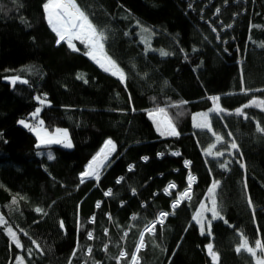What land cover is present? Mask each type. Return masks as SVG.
I'll return each mask as SVG.
<instances>
[{"label":"trees","instance_id":"16d2710c","mask_svg":"<svg viewBox=\"0 0 264 264\" xmlns=\"http://www.w3.org/2000/svg\"><path fill=\"white\" fill-rule=\"evenodd\" d=\"M45 3L0 0V215L7 222L0 225V264H19L21 256L25 264H117L121 252L127 255L119 264H132L134 254L138 264H212L208 243L218 264H255L235 249L243 238L251 246L264 242V132L258 130L264 111L248 107V119L229 113L253 97L264 99L262 92L241 91L264 89V0H76L106 30L104 51L124 70L125 81L89 60L83 44L79 51L57 44ZM14 76L28 83L6 81ZM211 96L227 111L210 112ZM37 108L47 130L69 131L71 150L38 147L33 132L20 125L36 122L30 117ZM156 108L166 110L178 136L157 131L148 115ZM205 112L219 142L212 131L194 127L193 117ZM108 139L115 151L99 169L100 180L81 183L80 173ZM233 140L238 149H230ZM216 151L225 155L217 158ZM223 161L227 169L219 167ZM189 172L196 179L193 194L173 212L170 204ZM213 180L219 181L224 220L201 235L192 217L202 203L209 207ZM170 183L176 192L160 194ZM109 189L113 195L105 199ZM161 211L170 213L167 221L155 235L145 234L137 254L140 232ZM204 215L211 219L210 212ZM8 227L23 249L33 250L31 257L12 242Z\"/></svg>","mask_w":264,"mask_h":264},{"label":"snow or ice","instance_id":"6c2138e0","mask_svg":"<svg viewBox=\"0 0 264 264\" xmlns=\"http://www.w3.org/2000/svg\"><path fill=\"white\" fill-rule=\"evenodd\" d=\"M44 12L46 14L47 23L51 27L52 31L56 34L58 37L57 44L60 42H66L67 46L72 49L73 51H79L78 48H76V45L74 41H79L81 44H83L88 51L85 53L86 55L90 56L93 60L96 61L100 65L101 68L104 69L106 72H111L113 76H118V78L121 81H125L126 75L124 73V70L119 67L117 62L113 60L110 56H108L104 51L105 42L107 40L106 30L102 28H98L97 25H95L92 22V19H90L89 15L81 9V7L76 3V0H46V3L43 5ZM219 9H217V12ZM143 32L149 33L148 29H142ZM215 31V29H213ZM150 34V33H149ZM261 47H264V45H261ZM161 56H167L169 53L164 50H160L159 53ZM78 79L84 80L85 83L87 81L85 80L83 74H79ZM10 79V82L12 85H15L17 81H20L21 83L27 84L28 80L21 79L20 76H14L7 78ZM241 91L248 95L250 92H262L264 93V89H247L243 88ZM36 99L41 103H46L45 99H42L40 96H37ZM212 103L213 107L210 109V112H214L217 115H220L221 113L226 112L227 110L220 107L217 102L220 100L219 96H211L209 98ZM256 106L261 108L262 111H264V99H259L256 97H253L249 103H246L242 105L241 107L235 109L234 114L243 117L244 119H248L249 117L245 113L244 109L248 107ZM40 109L37 108L35 112L32 113L33 119H37L39 116ZM149 117L153 119V122L156 125L157 131L160 132V134L163 135H170V136H178L179 133L177 132L175 126L173 125L172 121L167 117L166 110L164 108H156L148 113ZM209 112L200 113L198 116L200 117L199 120H197V117L194 116L193 120L195 121L194 127L202 130H209L212 131L211 128V122L209 119ZM19 123L23 125L25 128H28L30 131L34 132L38 139L39 144H63L66 148H72L73 145L71 143V140L68 136V132L66 129H55V135L49 133L46 129L43 128L44 121L42 119H39L38 122L33 125L30 123H27L25 120H20ZM258 130L260 132H264V128L259 127ZM212 135L216 137V140L219 142L221 140V137L217 136L214 131H212ZM229 135H231L229 133ZM39 146V145H38ZM230 149H238V145L233 140L232 143L229 145ZM216 148V144L213 143L210 146H208L206 154L208 156L213 155V149ZM115 151V144L111 139H108L104 147L101 149V151L93 157L92 161L87 165V168L80 173V182L83 183L85 178L94 179L95 181L100 180V172L99 169L103 167V164L108 160L109 153ZM173 155H179L178 152L172 153ZM163 153H159L158 156H163ZM215 157H223L225 155L224 151H216L214 153ZM48 158L52 159V154H48ZM143 160H147L148 157H142ZM185 166H188L190 164L189 161H185ZM219 167L227 169L228 167V161H223L220 163ZM132 170V166L129 167V171ZM124 178L121 177L117 180V183H120ZM195 180V177L191 175L189 172L187 176V186L184 188L182 192H179L177 194V197L173 199V201L170 204V208L174 210L186 199L190 196L191 189H192V182ZM219 185V181L213 180L210 188L208 189V195L211 200V206L208 207L205 204H201L200 208L202 211H198L192 219L195 221V223L199 226V232L201 235H205L206 232L208 235H211V227L212 222L215 220H224V217L221 214V211L218 209L217 200L215 196V190L217 189ZM246 186V184H245ZM177 186L174 183H170L167 188L164 189V192L168 195H171V189L176 188ZM105 196L111 197L113 195L112 190L109 189L105 193ZM132 194L135 195V189H132ZM13 203H16L15 198L13 199ZM248 203L251 205V198H248ZM100 205L97 204V207ZM35 211L37 213H40L43 211L41 208H36ZM205 212L211 213V219H208L206 215H204ZM170 213L168 211H161L158 214V218L153 220L150 224H146L143 231L140 232L138 243L136 246V253L138 254L140 249L145 247V234H151L155 235V227L156 224L159 223L161 226H163L164 220L168 217ZM109 219H111L109 215ZM132 219H136L135 216L132 217ZM91 222H95V217L91 218ZM7 222L4 220V217L0 215V225L6 224ZM227 223V221H225ZM61 227H63V222L61 221ZM7 234L11 238L12 242L16 245L17 248H20L27 252V255L31 257L33 255L32 249H23V245L20 243L19 237L17 235V232L13 230L12 227L7 228ZM26 235V233H25ZM105 235H107V230H105ZM126 236L127 233H124ZM242 235V234H241ZM87 236L89 239H93V233L91 231L87 232ZM35 243V241H33ZM254 246H251L249 244V241L247 238H243L242 242L239 244V246L236 247V252L239 253L242 249L246 251L248 254H250L251 257L255 258V264H264V242H262L260 239L254 240ZM36 248L39 250V245L36 244ZM105 251L107 250V245L104 246ZM207 249V255L211 258L212 264H218L219 261V254L218 252L214 251V246L212 243H208L206 246ZM42 252V250H40ZM91 248L87 249V253L91 254ZM259 251L260 255L257 256V252ZM75 255V252L73 253ZM125 252H121L119 257H116L117 264H119V260L126 257ZM19 264H25L23 256L19 257ZM95 264V262H94ZM132 264H138V256L133 255L132 257Z\"/></svg>","mask_w":264,"mask_h":264},{"label":"built area","instance_id":"2783aa9c","mask_svg":"<svg viewBox=\"0 0 264 264\" xmlns=\"http://www.w3.org/2000/svg\"><path fill=\"white\" fill-rule=\"evenodd\" d=\"M74 43H75V45L77 46V44H81L79 41H74ZM85 47V46H84ZM86 48V47H85ZM88 51V49L86 48V52ZM85 56L89 59V60H91L94 64H96L99 68H101L100 67V65L98 64V63H96V61L95 60H93L90 56H88V55H86L85 54ZM102 69V68H101ZM37 122H35V121H33V122H31L30 124H33V125H35ZM28 129V128H27ZM28 131L29 132H31L29 129H28ZM114 153V151H112V153H109V156H111L112 154ZM176 158H180L181 157V155L179 154V155H174ZM160 159H162L163 157L162 156H160L159 157ZM143 162L144 163H147L148 162V160H143ZM184 166H185V163H184ZM187 169H190V164L188 165V166H185ZM132 171V170H131ZM193 176V175H192ZM194 177V176H193ZM123 182V180L120 182V183H122ZM195 182H196V179L192 182V189H191V193H190V196L188 197V198H186L174 211H176V210H178L185 202H187V201H189L190 200V198H191V195L193 194V189H194V185H195ZM165 188H167V187H165ZM164 188V189H165ZM164 189L161 191V193H163L164 195H166V196H170V195H168L167 193H165L164 192ZM171 191V194H173V193H175L176 192V188H174V189H171L170 190ZM109 196H105V199L106 198H108ZM173 211V210H172ZM167 221V218L164 220V223ZM163 223V224H164ZM159 226H161L159 223H157L156 224V227H155V230H156V228L157 227H159Z\"/></svg>","mask_w":264,"mask_h":264},{"label":"rangeland","instance_id":"374dc122","mask_svg":"<svg viewBox=\"0 0 264 264\" xmlns=\"http://www.w3.org/2000/svg\"><path fill=\"white\" fill-rule=\"evenodd\" d=\"M6 81H8L9 83H11L10 82V79H7ZM20 81H17V83H19ZM21 83V82H20ZM39 116H40V112H39ZM38 116V117H39ZM32 120H36V122H38V120H39V118H37V119H33V117H32V115H31V117H30ZM27 123H30V120H25ZM43 128L44 129H46L45 127H44V125H43ZM47 130V129H46ZM49 133H51V134H53V135H55V130L54 131H49V130H47ZM67 132H68V136H69V138H70V135H69V131L67 130ZM33 134L35 135V137H36V139H37V145H39L38 147H52V146H60V147H63V148H65V149H69V148H66V147H64V145L63 144H44V145H40L39 144V139H38V137H37V135L33 132ZM70 140H71V138H70ZM71 143H72V141H71ZM72 145H73V143H72ZM73 148V147H72ZM72 148H70L69 150H71ZM111 157V156H110ZM109 157V158H110ZM119 184H121V183H119ZM160 194H161V192H160ZM163 194V193H162ZM208 198H209V196H208ZM211 206V200H210V198H209V207Z\"/></svg>","mask_w":264,"mask_h":264},{"label":"crops","instance_id":"0c3cea01","mask_svg":"<svg viewBox=\"0 0 264 264\" xmlns=\"http://www.w3.org/2000/svg\"><path fill=\"white\" fill-rule=\"evenodd\" d=\"M21 125V124H20ZM22 127H24L23 125H21ZM25 128V127H24ZM110 153H112V152H110ZM243 166H244V164H242ZM85 179H89V178H85ZM246 182V181H245ZM211 186V185H210ZM219 186V185H218ZM210 188V187H209ZM217 189H218V187H217ZM217 189L215 190V196H216V191H217ZM246 191H247V188H246ZM248 193V192H247ZM209 196V195H208Z\"/></svg>","mask_w":264,"mask_h":264},{"label":"water","instance_id":"95a60500","mask_svg":"<svg viewBox=\"0 0 264 264\" xmlns=\"http://www.w3.org/2000/svg\"><path fill=\"white\" fill-rule=\"evenodd\" d=\"M103 69V68H102ZM104 70V69H103ZM106 72V71H105ZM107 73H109V72H107Z\"/></svg>","mask_w":264,"mask_h":264},{"label":"bare ground","instance_id":"6f19581e","mask_svg":"<svg viewBox=\"0 0 264 264\" xmlns=\"http://www.w3.org/2000/svg\"><path fill=\"white\" fill-rule=\"evenodd\" d=\"M169 216V215H168ZM168 218V217H167Z\"/></svg>","mask_w":264,"mask_h":264}]
</instances>
